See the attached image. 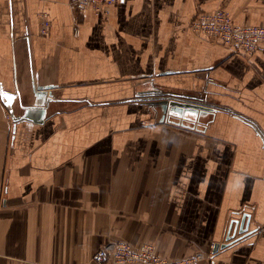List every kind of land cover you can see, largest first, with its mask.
<instances>
[{
	"label": "crops",
	"instance_id": "0c3cea01",
	"mask_svg": "<svg viewBox=\"0 0 264 264\" xmlns=\"http://www.w3.org/2000/svg\"><path fill=\"white\" fill-rule=\"evenodd\" d=\"M68 2L0 0V264H94L109 241L264 264V47L246 57L191 29L218 9L264 26V0ZM151 81L205 84L213 123L161 121L140 100Z\"/></svg>",
	"mask_w": 264,
	"mask_h": 264
},
{
	"label": "built area",
	"instance_id": "2783aa9c",
	"mask_svg": "<svg viewBox=\"0 0 264 264\" xmlns=\"http://www.w3.org/2000/svg\"><path fill=\"white\" fill-rule=\"evenodd\" d=\"M122 1L69 0L68 3L78 11L91 9L95 13H101L110 5ZM48 28L49 22L45 21L41 33L46 34ZM191 29L197 37L227 47L232 53L246 57L264 47V26L237 25L225 11L219 9L200 14L191 23ZM206 258L208 257L200 254L179 260H168L157 256L151 243L133 245L128 242L109 241L97 250L92 261L94 264H201Z\"/></svg>",
	"mask_w": 264,
	"mask_h": 264
},
{
	"label": "water",
	"instance_id": "95a60500",
	"mask_svg": "<svg viewBox=\"0 0 264 264\" xmlns=\"http://www.w3.org/2000/svg\"><path fill=\"white\" fill-rule=\"evenodd\" d=\"M154 81H151L147 84L150 88V91L143 93L140 96L141 102L147 104L154 108V110L161 111V121L164 119L165 115L173 116L178 125L194 128V122H200V118L202 115H207V118L203 121L204 124L208 125L213 123L215 107L209 104H204V95L201 92L204 90L205 84L199 87V93H180V92H172L166 91L163 88L158 89L155 86ZM52 87H45V90H49ZM49 95V97H47ZM52 93L47 91H42V88H39V91L35 94V105L41 107V121H37V123H42V119L44 114L48 108L49 103L52 101ZM201 102V103H199ZM204 104V105H203ZM25 109V108H24ZM210 113V115H208ZM212 113H214L212 115ZM29 109H25L24 113L21 116L14 118V122L26 121L30 120ZM43 116V117H42ZM170 116V117H171ZM242 231V230H241ZM224 248L225 245L215 244L213 248V252H216L219 248Z\"/></svg>",
	"mask_w": 264,
	"mask_h": 264
},
{
	"label": "bare ground",
	"instance_id": "6f19581e",
	"mask_svg": "<svg viewBox=\"0 0 264 264\" xmlns=\"http://www.w3.org/2000/svg\"><path fill=\"white\" fill-rule=\"evenodd\" d=\"M199 103H201V102H199ZM203 103H204V101H203ZM204 104H205V103H204ZM204 104H203V105H204ZM169 120H171V119H169ZM171 121H172V120H171ZM171 121H170V122H171Z\"/></svg>",
	"mask_w": 264,
	"mask_h": 264
},
{
	"label": "rangeland",
	"instance_id": "374dc122",
	"mask_svg": "<svg viewBox=\"0 0 264 264\" xmlns=\"http://www.w3.org/2000/svg\"><path fill=\"white\" fill-rule=\"evenodd\" d=\"M167 118V117H166ZM171 121V120H170Z\"/></svg>",
	"mask_w": 264,
	"mask_h": 264
}]
</instances>
